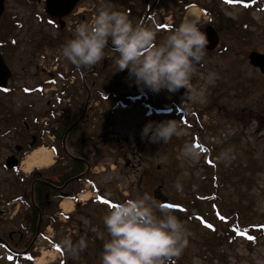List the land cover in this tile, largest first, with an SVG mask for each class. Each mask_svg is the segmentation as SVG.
Instances as JSON below:
<instances>
[{
    "label": "rangeland",
    "instance_id": "374dc122",
    "mask_svg": "<svg viewBox=\"0 0 264 264\" xmlns=\"http://www.w3.org/2000/svg\"><path fill=\"white\" fill-rule=\"evenodd\" d=\"M29 3V0H8L6 21H15L11 25L14 26L13 30L16 32V34L10 35L11 37L30 35V30L37 25L38 18L35 15L41 13V6L37 4L29 7L31 5ZM162 8L166 10L167 14H176L167 1L163 3ZM225 11L230 10L225 8ZM87 12L89 17L91 12ZM30 13H32L31 19L28 17ZM236 13L234 12V14ZM238 13H242V11ZM200 18L203 20L202 17ZM258 18L260 20L256 23V28L252 30L250 35L253 44H250V46L238 45L239 52L243 53L250 48H258L264 45V12H259ZM39 24L41 25L40 22ZM27 25L31 26L29 30ZM69 25L71 26L70 22ZM8 29L11 30L12 27ZM49 29L53 39L54 36L58 35V38L62 40V42L53 44L52 56L64 58L62 48L68 41L69 36L74 37V27L71 26V30L65 31V34H61L53 25ZM159 41L161 42L163 39ZM116 59H118V55L108 53L106 73L99 76L101 83L105 82L107 85V83L112 82V76L118 72H120L119 75L124 72L128 76L129 82L135 83L134 79L129 77L128 70L118 71V67L115 65ZM233 62H230L229 59L219 60V67H231L235 70L241 68V75L238 77L223 74L225 77L221 78L222 81L214 75V79L208 82L203 77H207L209 73L204 70H197L192 83L198 90L204 88L202 102L192 103L187 100L180 103L182 108L187 106L190 111L195 110L198 112L197 107L203 109L209 107L212 100H214V95L222 94L221 100L217 104L221 105L223 109L219 112L215 110L203 114L201 121L209 129L210 127L216 128L214 132L210 129L204 139L214 145L215 148L220 147L221 149L214 151L217 152V156L213 155L212 168L208 167L206 154L196 148L195 142H193L195 132L188 127H182L184 135L180 137L173 136L167 144L163 140L152 143L148 138H142V130L149 122L159 123L170 119L180 122L182 116L178 114L177 106L172 109L170 107L171 112L167 114H158L155 108L149 109L148 104L142 103L143 100L127 109H121L118 106L116 110H110L107 106H104L103 109L99 106V116L107 118V113L110 112L109 115L115 118V127L117 128L114 129V133L117 132V136L112 137L108 142H103L101 146L114 155V159H108L112 169L110 167L111 170L108 169L105 175L103 173L96 175L95 180L100 183V188L103 186L107 188L108 197L116 202H124L125 198L135 199L146 192L152 195L153 189L158 184L166 186L163 189L165 194L173 198L174 204L178 203L185 208L183 211L172 208L171 211L185 224L187 230L191 233L189 245L179 258L178 264H260V262H264V234H260L251 227V229H254L252 233L255 237V244L242 236L233 242L230 238L223 241L217 240L211 229L206 227L204 219L197 215L202 213L201 208H206V206L201 200L196 199L191 192H186L188 188L193 186L198 191L200 190L201 194H209L214 188L212 182H215L216 172H214V169L217 166L218 169L227 172V180L222 184L224 186L221 187L220 193L227 201L226 203L231 204V209L238 210L240 208L239 214H244L247 217L246 220H243V223L251 225L264 222V123L257 129L256 124L251 121L245 122L242 120L241 114L237 112L238 105L239 107L245 105L247 108H253L257 97L264 95V79L260 78L249 67L250 65L245 64V59L242 60L243 65L236 64L238 67ZM253 83L260 84L261 90L258 91V86L252 85ZM221 85L222 87L219 89ZM136 86L138 85L136 84ZM143 88L146 89V87ZM149 92L151 90L148 89ZM240 93L243 94L242 98L239 96ZM156 97L160 101L163 100L167 105L173 95L166 89H162L156 93ZM262 98L258 101V104H264V97ZM237 115H239V118ZM247 116L249 115L247 114ZM109 142L110 144H108ZM138 143H142V147L139 148ZM189 145L198 153L197 158L182 157L183 149ZM9 152L10 150L7 148H0V154ZM242 166L245 170L244 174L242 173ZM257 168L259 169L256 170ZM6 176L7 174L5 172L2 174L0 170V178ZM223 177L225 178V176ZM242 178L244 182L241 181ZM0 184V193L4 195L3 198H0V209L4 210L6 216H8L4 223H1L6 229H0V238L7 240L9 237V241L12 240L15 245H27L26 239L29 237L23 234L25 238L23 240L22 234L16 230L19 229L20 225H25L22 216L19 219L18 216L20 213L23 215L28 212L30 208L25 210L23 204L18 209L17 204L20 203L19 201L10 204L13 192L10 191L7 184ZM177 184L181 185L182 191L177 190ZM18 189L19 194L22 195L21 186ZM83 189L88 191V196L95 195L90 187L85 186ZM19 194L16 193L15 196ZM41 200L47 201L48 199L41 196ZM48 206L50 207L49 203H46L41 212L49 214L51 209ZM18 210L20 211L19 214ZM108 210L105 206L103 209L97 210V204L95 203L90 208L82 206L78 208L77 212L74 213L73 211V218L68 221L61 218L58 222H53L51 219L49 220L47 215L45 222H48V224H45L43 227L45 230L40 232L43 236L40 237V234H37V238L35 237L28 242V248L33 247V252L36 254L33 264H39L38 260L44 255L47 257L46 262H43V264H100L102 251L101 248L100 251L98 250V246L103 248L104 242L110 239L103 224V217L108 213ZM157 215H160V213L157 212ZM212 222H216L215 219ZM19 234L21 235L19 236ZM81 236L86 237L88 247L80 253L79 258L67 255L61 247V242L68 238L75 242Z\"/></svg>",
    "mask_w": 264,
    "mask_h": 264
},
{
    "label": "clouds",
    "instance_id": "9594fccd",
    "mask_svg": "<svg viewBox=\"0 0 264 264\" xmlns=\"http://www.w3.org/2000/svg\"><path fill=\"white\" fill-rule=\"evenodd\" d=\"M109 41L113 46L110 49L118 53L115 60L118 71L128 70L138 86L155 93L162 89L174 93L183 88L187 90V100L202 102L204 88L198 90L192 81L209 40L198 19L186 18L157 43L154 26L134 25L126 12L104 4L90 23L76 25L74 37L65 43L62 55L79 69H90L107 57L105 49L109 48ZM203 79L211 82L214 73ZM182 135L181 124L175 119L149 122L141 133L142 138L152 143L163 140L166 144L173 136ZM181 155L198 157L190 145L185 146ZM176 187L182 191L180 184ZM113 204L103 217L110 239L103 244L100 264H176L189 245L191 233L170 208L147 192ZM61 247L67 255L79 258L88 247L87 239L81 236L73 242L68 238L61 242Z\"/></svg>",
    "mask_w": 264,
    "mask_h": 264
},
{
    "label": "flooded vegetation",
    "instance_id": "af4514ba",
    "mask_svg": "<svg viewBox=\"0 0 264 264\" xmlns=\"http://www.w3.org/2000/svg\"><path fill=\"white\" fill-rule=\"evenodd\" d=\"M33 3H37L38 1L32 0ZM260 0H239V2H233L228 3L227 0H175V2L179 5L178 8H181L182 5H197L203 10H205L206 18L204 21V25H201L200 27H206V26H212V28H215L219 34V44L223 43L224 41H240L242 37H240V30L241 28H244L245 21L241 18H235L233 16L234 13L232 11L240 9V2H246L250 7L253 5H258ZM162 0H80L77 6V9H80V16L79 20L81 22L87 21V11L90 9L92 11H95L94 13L97 14L99 8L104 5H110L113 9H116L118 11L126 12L129 15V19L132 20L133 24L136 23H142L147 26H154L155 29H162L164 26L162 20V17L158 15V9L160 8L162 4ZM145 6H150L152 9L150 13H148V10L145 12ZM227 8L231 10V15L226 16L223 13V10ZM161 19V20H160ZM203 23V21H202ZM43 30L42 28L39 29V31ZM244 31L242 30V34ZM263 36H264V29H263ZM29 47H23L19 51H14L15 57H13L17 64L19 65V59L23 55H29V60L26 63V66L19 67V69H22L23 75H14V78L9 81L8 88L3 92L0 90V99L3 103L7 105H19V106H33L35 105V115H46L50 114L52 112L53 103L55 100L53 99V93H52V86H45L43 87L42 82H38L35 78L33 79L30 76L31 68L30 65L34 64L32 61L36 58L37 55L47 53L52 49L53 40L51 39V35L49 34H36L32 35L29 40ZM220 47V46H219ZM217 47L213 51H206L204 57L205 59L214 61L220 56L218 55L220 52V48ZM251 51H256L258 53L264 54V45L262 47H253L250 48ZM38 67H35V69ZM255 69V68H254ZM257 72L258 70L255 69ZM29 78V83L32 84L31 87L28 88L26 84V79ZM260 77L264 78V75H261ZM94 87V85H91ZM258 86V91L261 90L260 84ZM37 89H36V88ZM28 89L32 92L29 94L31 98L26 99V92ZM87 90V105H90L91 102L95 101V91L98 89L94 88L93 92L90 91V85H86ZM264 95H260L257 97L255 101V112L258 113L261 117L264 116V104H258V101L263 99ZM74 105V103H73ZM86 117L83 121V124L81 125L82 128H87V122L89 116ZM81 128V129H82ZM37 134H41L43 129H34ZM45 131V130H44ZM20 139V137H18ZM41 141H39L38 138H34V141L32 143L31 140H28V138H24L22 146L16 145V143L13 141L12 145H15V147L18 149V155L19 152L25 151L26 148H30L33 146V144H37ZM20 144V143H17Z\"/></svg>",
    "mask_w": 264,
    "mask_h": 264
},
{
    "label": "bare ground",
    "instance_id": "6f19581e",
    "mask_svg": "<svg viewBox=\"0 0 264 264\" xmlns=\"http://www.w3.org/2000/svg\"><path fill=\"white\" fill-rule=\"evenodd\" d=\"M188 19H197V14L193 11H190L187 16ZM53 161L51 155L49 154V150L41 149L40 151L34 152L30 157L27 158L25 162L26 171L29 172L33 168V166H41L51 164ZM88 196L83 197L86 199ZM63 209L66 212H71L73 209V205L70 202H64L62 204ZM46 255L38 260L39 264H43L46 262Z\"/></svg>",
    "mask_w": 264,
    "mask_h": 264
},
{
    "label": "water",
    "instance_id": "95a60500",
    "mask_svg": "<svg viewBox=\"0 0 264 264\" xmlns=\"http://www.w3.org/2000/svg\"><path fill=\"white\" fill-rule=\"evenodd\" d=\"M4 2L5 0H0V17L4 12ZM63 1L61 2V0H47V7H46V11L49 15V17L53 20H56L58 22H62V18L67 15L68 13H70L71 9L68 10H59L60 7L63 5L62 4ZM1 65L2 62L0 61ZM3 68V65H2ZM157 193V197L162 198L161 196H159V190L156 192ZM164 201H167V199L163 198Z\"/></svg>",
    "mask_w": 264,
    "mask_h": 264
},
{
    "label": "snow or ice",
    "instance_id": "6c2138e0",
    "mask_svg": "<svg viewBox=\"0 0 264 264\" xmlns=\"http://www.w3.org/2000/svg\"><path fill=\"white\" fill-rule=\"evenodd\" d=\"M227 2H228V3H233V2H239V0H227ZM245 6H247V5H245ZM163 27H167V26H163ZM196 147H197V148H201V151H206V149L202 148L199 144H197ZM209 163L211 164V161H209ZM100 200H101L102 203H104V204H108V205L111 206V207L115 206L114 204H112L111 202H109V201H107V200H104V199H102V198H100ZM164 206L167 207V208H170V209H172V208H176V209H179L180 211H183V209L180 208L179 205H175V204H164ZM220 219L226 221V217L221 216ZM202 222H203V221H202ZM206 227H208V228H210V229H213V228H214V226L211 225V224H206ZM262 227H264V226H262ZM233 231L236 233V235H238V236H242V237L246 238V239L249 240V241H254V240H255V237H253V236H251V235H248L246 229L243 230V231H241V230H239V229H237V228H233ZM9 259L11 260V259H13V257L10 256ZM29 259H31V257H29Z\"/></svg>",
    "mask_w": 264,
    "mask_h": 264
},
{
    "label": "trees",
    "instance_id": "16d2710c",
    "mask_svg": "<svg viewBox=\"0 0 264 264\" xmlns=\"http://www.w3.org/2000/svg\"><path fill=\"white\" fill-rule=\"evenodd\" d=\"M244 227H247L246 229L249 230L248 227H250L249 225L245 224ZM237 229H239V227H237ZM234 231L233 230H226L223 228H219L218 229V235H219V239H223L225 236H229V237H233L234 235L232 234Z\"/></svg>",
    "mask_w": 264,
    "mask_h": 264
}]
</instances>
